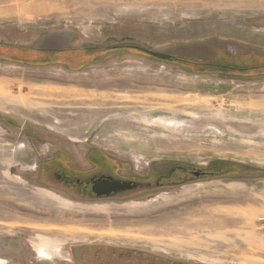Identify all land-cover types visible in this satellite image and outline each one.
Segmentation results:
<instances>
[{
    "label": "rangeland",
    "instance_id": "obj_1",
    "mask_svg": "<svg viewBox=\"0 0 264 264\" xmlns=\"http://www.w3.org/2000/svg\"><path fill=\"white\" fill-rule=\"evenodd\" d=\"M52 36L70 68L0 60V264H82L83 245L264 264V0H0L9 57L49 60ZM88 170L142 187L81 201L37 183Z\"/></svg>",
    "mask_w": 264,
    "mask_h": 264
},
{
    "label": "flooded vegetation",
    "instance_id": "obj_2",
    "mask_svg": "<svg viewBox=\"0 0 264 264\" xmlns=\"http://www.w3.org/2000/svg\"><path fill=\"white\" fill-rule=\"evenodd\" d=\"M35 50V49H34ZM37 51H45L39 49ZM65 51V50H64ZM36 52V51H35ZM57 52V51H56ZM56 60V57H53ZM178 60V59H177ZM174 61V60H173ZM66 69V66H62ZM91 151H97L96 149H91ZM53 162H50V164ZM48 163H46L47 165ZM71 166L73 173L85 174L83 169H77ZM103 179H113L121 182H133V179H127L119 174L117 175H97L91 171H87V175L81 176H71L67 174V171L55 172L53 176L39 177L38 182L44 186H52L55 189L66 191L65 194L73 199H79L81 201H102V200H114L124 197V195H134L135 191H127L122 194L113 193L109 197L106 195L99 196V191L94 190L95 184L99 180ZM160 180L159 184H162ZM140 187L142 184L137 183ZM125 199V198H123ZM34 203V201H31ZM35 203L33 205H37ZM75 257L82 264H179L178 262H172L165 260V258L160 256H155L153 253L142 247L139 248H117L107 245H83L77 250ZM7 264L9 262H6ZM24 264V263H23Z\"/></svg>",
    "mask_w": 264,
    "mask_h": 264
},
{
    "label": "water",
    "instance_id": "obj_3",
    "mask_svg": "<svg viewBox=\"0 0 264 264\" xmlns=\"http://www.w3.org/2000/svg\"><path fill=\"white\" fill-rule=\"evenodd\" d=\"M136 48L143 53L149 55L150 57L163 60V61H172L175 57L171 54L164 53V52H156V51H151V50H146L142 49L140 47H133ZM198 176V175H197ZM138 184L133 183V182H121V181H116L113 179H103L99 180L95 187L94 190L99 191V196L101 195H106L110 196V194L121 192V191H127V190H133L134 188H137Z\"/></svg>",
    "mask_w": 264,
    "mask_h": 264
},
{
    "label": "trees",
    "instance_id": "obj_4",
    "mask_svg": "<svg viewBox=\"0 0 264 264\" xmlns=\"http://www.w3.org/2000/svg\"><path fill=\"white\" fill-rule=\"evenodd\" d=\"M2 48L0 49V60L1 61L7 60L8 62L21 64V65H29V66H34V67L56 66L59 64H63V63L57 62V60H55L54 58H53V60L49 59V60H45V61H35V62H31V63L23 62V61L18 60V58H16V57H9V55H8L9 51L6 50L7 51L6 52L5 47L3 49ZM129 49L138 51V49L133 48V47L129 48ZM71 63H76V57L75 56L68 58L67 61L63 65L67 66V68H70L69 65ZM190 65H192V67H195L196 69H198V71H200L202 69V67H216V65H214V64H207V63H202V64L192 63ZM218 66H220V65H218ZM220 67H224V66H220Z\"/></svg>",
    "mask_w": 264,
    "mask_h": 264
},
{
    "label": "bare ground",
    "instance_id": "obj_5",
    "mask_svg": "<svg viewBox=\"0 0 264 264\" xmlns=\"http://www.w3.org/2000/svg\"><path fill=\"white\" fill-rule=\"evenodd\" d=\"M199 123H202V121ZM203 123L206 124V126H212V127H216L219 129H224V130L231 129L237 133H252V132L256 133L257 131L263 130L262 129L263 127L261 125L251 124V123L222 122V121H216L215 119H207ZM110 234H112V231Z\"/></svg>",
    "mask_w": 264,
    "mask_h": 264
},
{
    "label": "crops",
    "instance_id": "obj_6",
    "mask_svg": "<svg viewBox=\"0 0 264 264\" xmlns=\"http://www.w3.org/2000/svg\"><path fill=\"white\" fill-rule=\"evenodd\" d=\"M58 40V39H57ZM50 41H51V43H50V46H48V47H46L45 49V52L43 53V54H48L49 56H50V58L53 60V57H56V55L54 56V54L55 53H53V52H61V51H63V52H66L67 51V49H64V48H61V47H59V46H56L55 45V47L53 48V36H52V38L50 39ZM65 50V51H64ZM36 53V52H35ZM71 54V53H70ZM71 57H73V55H65V56H62L61 55V57L60 58H62L63 59V61H67V59L68 58H71ZM57 58V57H56ZM30 67H32V68H41V67H33V66H30ZM48 67H51V68H53V66H48ZM44 68H46V67H44Z\"/></svg>",
    "mask_w": 264,
    "mask_h": 264
}]
</instances>
